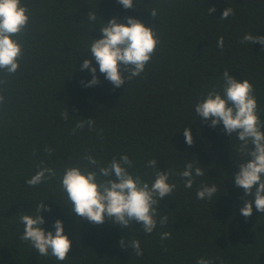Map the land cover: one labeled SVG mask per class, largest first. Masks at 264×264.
I'll return each mask as SVG.
<instances>
[{
	"label": "trees",
	"instance_id": "1",
	"mask_svg": "<svg viewBox=\"0 0 264 264\" xmlns=\"http://www.w3.org/2000/svg\"><path fill=\"white\" fill-rule=\"evenodd\" d=\"M136 2L138 7L125 9L117 0H21L30 12L22 36L25 55L0 106V264H196L200 257L212 264H264V213L255 205L251 217L240 213L251 197L234 184L240 162L235 134L231 139L222 124L210 127L194 110L208 90L220 89L228 69L254 85L264 120V45L240 42L246 33L264 36V0ZM213 5L216 12L208 13ZM226 7L234 15L221 20ZM152 8L158 9L155 19ZM90 10L98 14L95 25L87 20ZM113 16L154 25L160 43L145 71L119 88L93 60L99 83L86 86L92 74L80 66L92 39L102 36L100 24ZM220 37L223 49L217 46ZM66 111L67 120L61 115ZM87 118L96 119L94 130L73 132ZM184 128L191 129V146ZM86 153L102 164L126 153L133 161L130 171L149 183L156 171L147 167L150 159L161 171L177 173L170 176L176 189L158 205L168 222H158L146 235L139 223L126 229L108 219L96 225L70 214L60 177L66 166L86 164ZM41 161L57 176L29 186L26 180ZM188 161L204 170L191 188L178 175ZM203 184H216L211 200L197 199ZM42 200L51 207L40 213L45 230L54 233L53 223L61 219L72 242L65 261L38 256L19 238L24 229L19 217L34 214ZM161 232L171 238L161 241ZM121 237L126 243L138 239L143 255L122 248Z\"/></svg>",
	"mask_w": 264,
	"mask_h": 264
},
{
	"label": "clouds",
	"instance_id": "2",
	"mask_svg": "<svg viewBox=\"0 0 264 264\" xmlns=\"http://www.w3.org/2000/svg\"><path fill=\"white\" fill-rule=\"evenodd\" d=\"M117 2L125 9L138 7L134 0ZM207 11L215 13L216 8L213 5ZM97 15V12L90 10L87 20L95 25ZM150 15L155 19L158 9L152 8ZM230 15H234V10L226 7L219 18L227 19ZM125 19L127 23L118 22V18L113 16L100 24L102 36L92 39L87 50L89 57L83 60L79 69H88L92 74L86 86L99 83L93 60L99 65V72L105 79L119 88L139 77L155 55L160 38L154 25H146L141 19L132 16ZM29 20L30 12L21 0H0V106L6 102L4 92L7 90L9 77L19 70L20 61L25 55L22 36L27 31ZM240 42H258L264 45V36L246 33ZM217 46L223 49V37L218 39ZM222 79L220 89L213 87L208 90L196 103L194 110L200 119L210 120V127L222 124V131L231 139L235 134L240 162L236 164L238 171L234 174V184L244 190L245 196L251 197L240 208L241 215L247 219L253 213V205L257 211L264 213V120L259 114L254 85L248 79L239 80L230 75L228 69L222 73ZM61 115L65 120L68 119V111ZM95 123L96 119L91 118L79 120L73 132L85 126L92 131ZM97 134L102 135V130ZM184 137L187 145L194 143L190 128H184ZM46 151L51 153L52 150ZM82 160L87 163L66 166L60 177L59 187L66 193L70 214L96 225H102L108 219L126 229L133 226L134 222L139 223L146 235L157 228L158 222L160 225L168 222L166 214H159L158 205L176 189L177 185L170 182V176L177 173L168 168L161 171L157 167L158 161L150 159L147 167L156 171L154 180L149 183L139 174L130 171L133 161L126 153L118 158L113 156L106 164L87 153ZM37 169L26 180L29 186H39L57 176L56 170L47 166L44 161H41ZM178 175L184 181L185 188H191L196 177L204 175V170L188 161ZM217 191L216 184H203L197 189L196 197L199 200H211ZM42 209L51 211V207L42 200L37 203L34 214L25 213L19 217L20 223L24 225L23 234L19 238L28 242L38 256H51L58 261H65L69 257L72 242L64 232L63 221H54V233L51 230L46 231L43 227L45 218L40 214ZM169 238L170 232L160 233L161 241ZM120 245L125 250L131 248L138 256L143 255L138 239L133 238L126 243L125 238L121 237ZM196 264H212V261L200 257Z\"/></svg>",
	"mask_w": 264,
	"mask_h": 264
}]
</instances>
